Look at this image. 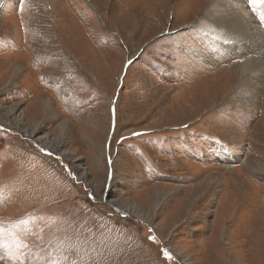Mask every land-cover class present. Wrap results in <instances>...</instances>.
<instances>
[{
  "label": "rangeland",
  "instance_id": "1",
  "mask_svg": "<svg viewBox=\"0 0 264 264\" xmlns=\"http://www.w3.org/2000/svg\"><path fill=\"white\" fill-rule=\"evenodd\" d=\"M227 12L264 31L249 0H0V264H264Z\"/></svg>",
  "mask_w": 264,
  "mask_h": 264
},
{
  "label": "bare ground",
  "instance_id": "2",
  "mask_svg": "<svg viewBox=\"0 0 264 264\" xmlns=\"http://www.w3.org/2000/svg\"><path fill=\"white\" fill-rule=\"evenodd\" d=\"M211 15L213 16L210 21L219 20V23L215 24H217V28L221 29V36L226 41H231L230 50H235L240 54L241 64L237 72L239 75L238 85L246 84L245 91L247 93L257 94L264 86V31L254 22H249L240 16L228 19L227 16L233 15L232 12L220 13L219 17L213 13ZM248 102L252 105L255 104L253 98H250ZM135 207L131 206V211L135 210Z\"/></svg>",
  "mask_w": 264,
  "mask_h": 264
},
{
  "label": "snow or ice",
  "instance_id": "3",
  "mask_svg": "<svg viewBox=\"0 0 264 264\" xmlns=\"http://www.w3.org/2000/svg\"><path fill=\"white\" fill-rule=\"evenodd\" d=\"M249 3L252 5H257V4H264V0H249ZM133 135H142V133H134ZM3 236V232L0 231V237ZM151 239H155V237H152ZM0 247H8V245L6 243L0 242ZM164 255L165 257H167L168 259H172L171 254L168 252L167 249H164Z\"/></svg>",
  "mask_w": 264,
  "mask_h": 264
}]
</instances>
